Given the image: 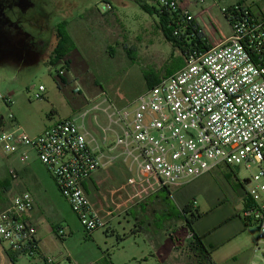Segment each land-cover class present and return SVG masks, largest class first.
I'll list each match as a JSON object with an SVG mask.
<instances>
[{
    "label": "built area",
    "instance_id": "built-area-1",
    "mask_svg": "<svg viewBox=\"0 0 264 264\" xmlns=\"http://www.w3.org/2000/svg\"><path fill=\"white\" fill-rule=\"evenodd\" d=\"M155 1V0H154ZM204 0H197L203 2ZM213 0L231 34L205 51L187 46L182 36L202 31L186 0H157V8L176 14L171 23L180 41L183 66L124 106L105 91L86 99L80 111L60 118L38 135L15 123L0 129V147L28 163L31 153L52 175L62 197L88 234L104 229L115 208L128 209L163 189L180 188L227 165L255 169L246 191L250 206L242 218L257 228L254 252L264 262V0ZM108 8H110V5ZM186 40V39H185ZM190 43V42H189ZM60 76L63 71L60 70ZM43 86L36 98L43 97ZM76 89V92H79ZM8 107L11 97L0 91ZM105 118V124L100 118ZM121 164L128 171L119 188L98 186L93 201L85 184L99 171ZM9 174L19 180L15 169ZM119 200V205L114 199ZM28 192L11 195L0 211V245L20 256H40L37 228L28 219L34 209ZM64 238L63 230H58ZM91 264H98L91 263ZM206 264H217L208 259ZM250 264H260L253 260Z\"/></svg>",
    "mask_w": 264,
    "mask_h": 264
},
{
    "label": "rangeland",
    "instance_id": "rangeland-1",
    "mask_svg": "<svg viewBox=\"0 0 264 264\" xmlns=\"http://www.w3.org/2000/svg\"><path fill=\"white\" fill-rule=\"evenodd\" d=\"M235 1L227 0L219 5L224 7ZM78 3L76 0H0V91L12 101L10 107L0 101V115L6 123H11L9 114L12 113L15 123L26 131L40 130L51 118L56 121L75 115L86 99L102 91L107 92L118 106H124L146 90V75L164 77L180 60L181 52L165 39L157 16L143 9L144 6L156 7L154 0H84L74 11V19L68 18L73 21L64 20V16H71ZM84 5H98L104 16L86 20ZM21 6L27 13L20 22L21 28L19 31L16 28L15 31L7 30L9 18L15 16ZM201 11L205 17L218 19L224 33H229V24L213 0H196V14ZM63 21L67 22L74 47L61 63L53 64L49 59L58 42L57 27ZM16 24H19L18 19ZM23 29L29 33L22 32ZM212 35L220 38L216 26H211V35L207 33L206 36L211 40ZM47 51L49 57L45 58ZM60 70L64 72L62 79L58 77ZM40 86L45 91L38 99ZM76 89L80 91L76 92ZM100 123L104 125L105 118L101 117ZM21 165L16 154H7L0 147V179L9 178L14 182L9 171ZM117 172L114 175L108 170L102 186L109 188L123 181L119 177L120 171ZM123 172L129 176L124 169ZM254 173L257 170H247L244 165L233 171H226L223 165L196 179V208L208 212L200 226H217L233 216L229 223L215 231L212 240L223 242L241 227L243 229L242 221L235 215L242 216L241 194L251 187L248 179ZM194 181L182 188L190 189ZM39 193L45 199V205L41 211L43 217L37 222L38 237L44 255L53 259L54 264H90L103 260L102 257L112 264H166L146 223L138 235L130 234L135 221L133 215L126 214L127 209L121 207L122 214L116 215L106 228L88 234L56 190L54 194L50 191L45 194L44 190ZM10 197L9 194L8 200ZM160 197L165 201L156 208L160 210L166 206L170 219L182 223L178 197L169 196L167 191L160 193ZM215 206V210L210 211ZM157 218L162 219L161 216ZM59 228L63 229L64 238L60 237ZM256 234L255 225L247 227L246 232L217 252L215 262L249 264L255 260L264 264L262 259L254 256ZM2 245L8 248L7 243ZM0 264H9L7 257L0 256ZM10 264L48 263L35 255L20 256Z\"/></svg>",
    "mask_w": 264,
    "mask_h": 264
},
{
    "label": "crops",
    "instance_id": "crops-1",
    "mask_svg": "<svg viewBox=\"0 0 264 264\" xmlns=\"http://www.w3.org/2000/svg\"><path fill=\"white\" fill-rule=\"evenodd\" d=\"M76 1H79L78 5L72 9L71 16H68V17L64 16V20H67L68 22L73 21V20H69L68 18L69 17L73 18L74 11L81 6V3L84 0H76ZM186 1L189 2V9H190L192 15L194 16L195 22L197 23L199 28L202 30V32L204 33L206 39L209 41L210 44L217 43L222 37H228L230 35L231 29H229L228 34H225L223 29H222L223 28L222 24L218 19L215 20L213 17H209V18L205 17L203 14L204 11L203 12L201 11L198 14H196V0H186ZM106 4H108V1L106 2ZM84 6H86V7H83V10L85 11V14H86V16L84 18H86V20L90 21L92 17H99L100 18V17L104 16L101 13L98 5H94V6L93 5H84ZM25 11L26 10H25L24 6H21V9L17 10L16 15L9 18V22H8V25L6 26V29L7 30L13 29L15 31V28H16V31H19V29L21 28L20 22H21V20L24 21L25 14H27V13H25ZM11 18H12V20H11ZM17 19L19 20L18 25L16 24ZM82 20H84V19L82 18ZM211 26H214V27L216 26V28L219 30L220 38L217 39V38H215L214 35H212L213 40L212 39L209 40L207 38V36H206L207 33L211 35ZM22 32L29 33V32H25L24 29ZM46 49H48V47ZM46 55H47V57H45V58H48L49 57L48 51H47ZM52 112L56 113L55 110H53ZM56 121L53 118H51L50 123L48 125H44V127L41 128L40 130H32L31 129L30 131H27V132L31 135H38V134L42 133L46 128H48L50 125L55 123ZM15 122H16V118H15ZM11 123L9 124V123L5 122V124H6L5 126L10 127ZM21 164H22L21 166H17L16 168H13L18 173L19 180L17 182H12L11 191H15V193L16 192H18V193L28 192L33 196L35 206H34V209L28 214V219L37 228V238L39 241L40 248L43 252V247H42L41 241L38 237L39 225L37 222L41 217H43V214L41 213V211H42V206L45 205V199H42V196L39 193V191L44 190L45 194L47 193V191L52 192V194L55 193V190L59 194H60V192L57 188V185H56L55 180L53 179L52 175L50 174L48 169L40 162V160H38L37 156L34 153H31V159L28 163H25V164L21 163ZM39 165L43 167V170H42V168L40 169ZM123 169L126 172H128L125 169V167L121 164H117L116 166L108 169L109 171L113 172L114 175L116 173H118L117 171H120L121 176H119V174H118V176L120 178H122V180H123V181L119 182L118 184H115L116 186L114 185L113 188H119L120 186H122L126 182L128 175L123 172ZM108 170L99 171L91 180H89L85 184L86 191L93 201H97L99 199L98 198L99 197L98 186L100 184L103 185V182L106 179L103 176L105 173H108ZM109 174H110V172H109ZM225 177H226V175H225ZM102 178H103V180H102ZM11 191L9 193L10 195L15 194V193H11ZM163 191H167L169 196H177L178 197L180 206H178L179 209L177 206L176 207H177L178 211L181 212V214L183 213V208L186 206L189 209H193L194 211H196V209L198 210L200 215L197 218H196V216L191 218V219H193L192 221H193V230H194L193 232L194 233L191 232V229L187 225L186 219L184 218V216L182 218L183 222L180 223L178 221H174V220L170 219L171 215H170L168 208L166 206H164V208H160V210L158 208H156V205L163 204L165 201L164 198L160 197V193H162ZM241 195L243 198L242 203H241V210L243 211L245 208V204H246L247 199H246L245 193L242 192ZM61 197H62V195H61ZM64 201L66 203H68L67 200L64 199ZM118 202H119V200L117 198H115L114 203L119 205ZM68 205H69V203H68ZM69 207H70V205H69ZM111 208L114 209V214L112 217H110L109 223L117 217L116 215L119 216V214L120 215L122 214L121 210L119 208L118 209L115 208L114 204H111ZM215 208H216V206L213 207L210 211L215 210ZM170 212H172V211H170ZM126 214L134 216L135 223H134L133 229L130 232V234L134 237L144 230L143 224L146 223V225L149 229V233L151 235V239L154 237L156 238L154 241L155 246L158 248L159 251H161L162 260L166 264H206L208 259H212L215 261L216 260L215 255L217 254V252L222 247H224L225 245L234 241V239H236L237 237H239L240 235H242L244 232L247 231V227L251 226V225L245 226V222H244L243 218H241L242 216H240V214L235 215V216L239 217V219L242 221V223L244 225L243 229L241 227V229L239 231H237V233L235 235L226 239L223 242L218 243V242L212 240L211 237L215 233V231L217 229H219L220 227L224 226L225 224L229 223V221L231 220V218H233V216L232 217L230 216L227 219H225L221 223L220 227L217 228L216 230H214V228H216V226L207 227V228L200 226V221L205 216L208 215V212L205 213V212L200 211L198 208H196V179L193 182L192 187L190 189H188L186 187H183V188L180 187V188H176V189H163V190L151 195L150 197H148L142 201L137 202L133 206H130L127 209ZM158 216H161V218H162L160 221L157 218ZM60 229L63 230L62 228H59L58 230H60ZM196 233L200 236V238L196 237ZM254 244H255V239H254ZM254 244H253V251H254ZM251 252H252V247H251ZM4 254H5L4 247L0 245V256L6 258L7 256H6V254L5 255ZM257 255L255 253L254 256L256 258H259V255L258 256ZM7 259H8V257H7ZM102 259L103 260H101L99 262L105 261L106 264H112L110 261L107 260L106 257H104V258L102 257ZM99 262H97V263H99ZM9 264H10V260H9Z\"/></svg>",
    "mask_w": 264,
    "mask_h": 264
},
{
    "label": "trees",
    "instance_id": "trees-1",
    "mask_svg": "<svg viewBox=\"0 0 264 264\" xmlns=\"http://www.w3.org/2000/svg\"><path fill=\"white\" fill-rule=\"evenodd\" d=\"M155 1H157V0H155ZM143 9L147 13H149L150 15H156L157 16L158 23L160 25V28L162 30V33H163L165 39L167 41H169L170 43H172L175 47H177L178 44H180V41L173 35V28L171 26V23L176 18V14L170 13L166 10H160L157 7L148 8L147 6H144ZM66 26H67V22L63 21V23H61L60 26L57 27L58 42L52 51L51 58L49 59L50 62L53 64L61 63L63 58L65 56H67L73 50L74 44L72 42L70 34L67 31ZM182 39L184 41H187V39L189 40L190 43L187 42V44H186L187 46H189V47L195 46V47H197V49H199L201 51H205L210 47L209 44L207 43V39H206L204 33L202 31H200L199 29H196V28L191 30V31H187L182 36ZM182 66H183V60L180 58V60L176 63V65L171 67V69L166 72L165 76L171 75L172 73H174L175 71L180 69ZM58 77L62 79V76H60L59 73H58ZM161 78L162 77H155L153 75H146V90H148L150 87L157 84ZM5 125L6 124L0 115V129L6 127ZM224 168L226 169V171H228V170L233 171V168L230 166L224 165ZM11 189H12V180L11 179H9V178L5 179V180L0 179V204L3 207V210L9 204L8 195H9ZM244 193H245V196L247 199L246 204H245V208H244V210H245L250 206V200L247 196L246 191ZM182 214H183L184 218L186 219V223L189 226V228L191 229V232L194 233L193 232L194 231L193 230V221H192L193 219H191V218H193L195 216L197 218L200 215V213L198 212L197 209H196V211H194L193 209H189L186 206L183 208ZM244 222H245V226L252 225L249 222H246L245 220H244ZM220 225L221 224L216 226V228H214V230L219 228ZM196 237L200 238V236L197 233H196ZM5 254L8 257V259L10 260V262H12V263H14L16 261V259L19 257L18 254L14 253L10 250H7V249H5ZM98 264H106V262L103 261V262H99Z\"/></svg>",
    "mask_w": 264,
    "mask_h": 264
},
{
    "label": "flooded vegetation",
    "instance_id": "flooded-vegetation-1",
    "mask_svg": "<svg viewBox=\"0 0 264 264\" xmlns=\"http://www.w3.org/2000/svg\"><path fill=\"white\" fill-rule=\"evenodd\" d=\"M190 218V217H189Z\"/></svg>",
    "mask_w": 264,
    "mask_h": 264
}]
</instances>
